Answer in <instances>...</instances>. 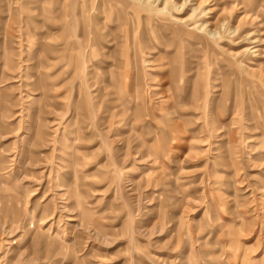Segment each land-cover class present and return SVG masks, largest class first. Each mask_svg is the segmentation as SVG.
I'll use <instances>...</instances> for the list:
<instances>
[{"label": "rangeland", "instance_id": "374dc122", "mask_svg": "<svg viewBox=\"0 0 264 264\" xmlns=\"http://www.w3.org/2000/svg\"><path fill=\"white\" fill-rule=\"evenodd\" d=\"M133 1L0 0V264H264V0Z\"/></svg>", "mask_w": 264, "mask_h": 264}, {"label": "bare ground", "instance_id": "6f19581e", "mask_svg": "<svg viewBox=\"0 0 264 264\" xmlns=\"http://www.w3.org/2000/svg\"><path fill=\"white\" fill-rule=\"evenodd\" d=\"M118 1H121L123 4H128V2H131V3L134 2L133 0H118ZM185 2L187 3V0H181L180 3H178V4L182 5V3L184 4ZM191 5H190L191 7L188 8L189 9L188 13H186L183 17H179L178 15H170L169 14L168 19L170 20L171 24L173 25V30H171V33H174L175 31H177V34L181 33V32L187 33L189 35H191L193 33H199L198 35H196V37H198L202 40H206V37L208 38L209 35H212L214 28H210L207 26L205 27V25H207L208 22L196 24V22H198V21H196V17H199L200 15H202V12H204V11L202 10V12H201V10H199V11L196 10L197 5H199V0L196 2L193 0L191 2ZM165 14H166V10H165ZM163 19H165V16ZM216 48H219V47H216ZM241 50H243L245 53L249 54V53H252L254 49L253 48L249 49V48L244 47Z\"/></svg>", "mask_w": 264, "mask_h": 264}]
</instances>
